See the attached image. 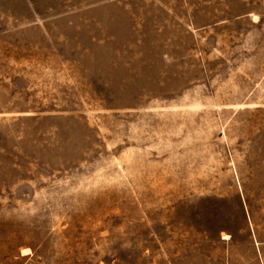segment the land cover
<instances>
[{"label":"rangeland","instance_id":"rangeland-1","mask_svg":"<svg viewBox=\"0 0 264 264\" xmlns=\"http://www.w3.org/2000/svg\"><path fill=\"white\" fill-rule=\"evenodd\" d=\"M0 264H264V0H0Z\"/></svg>","mask_w":264,"mask_h":264}]
</instances>
